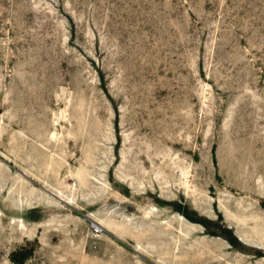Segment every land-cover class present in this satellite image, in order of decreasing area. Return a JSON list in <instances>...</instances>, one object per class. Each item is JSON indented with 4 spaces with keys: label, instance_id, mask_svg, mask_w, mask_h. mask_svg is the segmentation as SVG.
I'll return each mask as SVG.
<instances>
[{
    "label": "rangeland",
    "instance_id": "374dc122",
    "mask_svg": "<svg viewBox=\"0 0 264 264\" xmlns=\"http://www.w3.org/2000/svg\"><path fill=\"white\" fill-rule=\"evenodd\" d=\"M0 264H264V0H0Z\"/></svg>",
    "mask_w": 264,
    "mask_h": 264
},
{
    "label": "built area",
    "instance_id": "2783aa9c",
    "mask_svg": "<svg viewBox=\"0 0 264 264\" xmlns=\"http://www.w3.org/2000/svg\"><path fill=\"white\" fill-rule=\"evenodd\" d=\"M92 227L96 232H100L102 230L101 227L96 223H92Z\"/></svg>",
    "mask_w": 264,
    "mask_h": 264
}]
</instances>
